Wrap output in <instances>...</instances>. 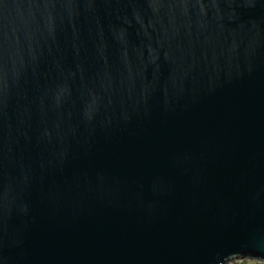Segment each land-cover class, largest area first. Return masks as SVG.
Wrapping results in <instances>:
<instances>
[{
  "label": "water",
  "instance_id": "water-1",
  "mask_svg": "<svg viewBox=\"0 0 264 264\" xmlns=\"http://www.w3.org/2000/svg\"><path fill=\"white\" fill-rule=\"evenodd\" d=\"M264 259V0H0V264Z\"/></svg>",
  "mask_w": 264,
  "mask_h": 264
},
{
  "label": "rangeland",
  "instance_id": "rangeland-1",
  "mask_svg": "<svg viewBox=\"0 0 264 264\" xmlns=\"http://www.w3.org/2000/svg\"><path fill=\"white\" fill-rule=\"evenodd\" d=\"M253 261H249V258H234L226 264H252Z\"/></svg>",
  "mask_w": 264,
  "mask_h": 264
},
{
  "label": "built area",
  "instance_id": "built-area-1",
  "mask_svg": "<svg viewBox=\"0 0 264 264\" xmlns=\"http://www.w3.org/2000/svg\"><path fill=\"white\" fill-rule=\"evenodd\" d=\"M249 261H253L252 264H264V259L260 260V259H249Z\"/></svg>",
  "mask_w": 264,
  "mask_h": 264
}]
</instances>
